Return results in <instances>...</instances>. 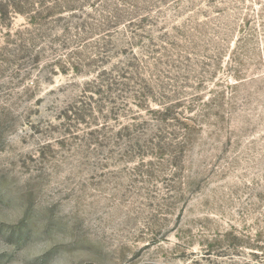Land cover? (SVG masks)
Returning <instances> with one entry per match:
<instances>
[{"label": "rangeland", "instance_id": "obj_1", "mask_svg": "<svg viewBox=\"0 0 264 264\" xmlns=\"http://www.w3.org/2000/svg\"><path fill=\"white\" fill-rule=\"evenodd\" d=\"M0 264H264V0H0Z\"/></svg>", "mask_w": 264, "mask_h": 264}, {"label": "trees", "instance_id": "obj_2", "mask_svg": "<svg viewBox=\"0 0 264 264\" xmlns=\"http://www.w3.org/2000/svg\"><path fill=\"white\" fill-rule=\"evenodd\" d=\"M71 1H73V2L75 1L76 3H79L80 1H85L86 2V1H89V0H71ZM90 5H92V4H90ZM131 15H133V14H131Z\"/></svg>", "mask_w": 264, "mask_h": 264}]
</instances>
